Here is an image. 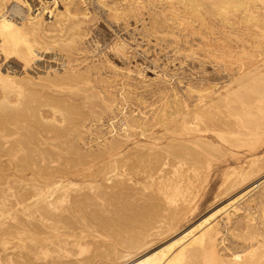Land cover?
<instances>
[{
	"label": "bare ground",
	"instance_id": "6f19581e",
	"mask_svg": "<svg viewBox=\"0 0 264 264\" xmlns=\"http://www.w3.org/2000/svg\"><path fill=\"white\" fill-rule=\"evenodd\" d=\"M91 1L101 5L107 33L115 35L112 47L123 59L108 60L110 73L85 45L88 36L100 43L86 25L99 20L90 0H0V176L28 183L12 207L0 206V264H264V179L257 191L237 194L263 173L264 153L243 169L225 168L216 198L227 202L181 233L194 209L183 193L207 175L165 166L168 159L196 160L212 150L236 154L239 126L250 115L239 112L238 103L250 93L264 101V89L250 82L264 83L257 62L232 68L235 84L213 76L180 88L183 81L176 85L174 75L147 76L128 61L134 47L120 33L133 20L156 40L167 34L222 40V29L243 31L244 21L264 18V0H216L222 15L228 8L242 14L220 26L210 24L198 0H182V9L160 0ZM255 38L264 61V34ZM206 46H214L204 49L214 64L231 68L229 47ZM147 160L161 163L155 182L134 175ZM183 175L192 187L165 184ZM132 193L149 195L150 204L121 208L118 198ZM83 212L94 223L74 227ZM172 234L166 245H156Z\"/></svg>",
	"mask_w": 264,
	"mask_h": 264
},
{
	"label": "rangeland",
	"instance_id": "374dc122",
	"mask_svg": "<svg viewBox=\"0 0 264 264\" xmlns=\"http://www.w3.org/2000/svg\"><path fill=\"white\" fill-rule=\"evenodd\" d=\"M176 1L178 2L176 3ZM198 1L200 3L202 2L201 10L203 13H206L205 16H209L208 19H210V21H208L210 22V24L214 22V24L216 23V25L220 26V23L218 21L223 19L228 25L230 22H233L234 20L236 21L237 15H242L240 14V12H233V8V10H230L231 8H228L230 12L228 13L227 11H225L227 12L225 13L227 15H222V13H224V8L221 9L222 11L220 9L216 10V8L219 7L216 4L219 0L217 2L216 0ZM212 1H215L214 6H212ZM160 2L162 4H178L176 6H179V8L181 7V9L183 8V5H179L182 0H160ZM89 6L93 13H95L99 17V20L98 22H96L95 20L90 19L86 22V25L90 30L92 37H94L93 34L98 35L100 43L97 46L94 42H92V38H89L88 36V39H85V45L86 47H88L87 51L88 54L91 55V58L95 60L99 59V62H103V68H105L108 73H110L109 71H113V64L111 63V61L115 64H121L120 60L123 61V59L116 53V50L112 47V44L114 42L113 37L115 38V35H110L107 33L109 31V25L104 19L105 16H100L102 8L101 5L100 7H98L94 2L90 0ZM98 12L100 14H98ZM231 12L234 14L231 15ZM258 17L259 19H257ZM258 17L255 19L252 18L251 20L244 21L243 31H236L229 27L226 29H222L221 31H224V33L227 35L222 40L218 39V34L209 33L208 37L204 39L200 37L201 35L197 34L194 36H188V41H186L184 39L185 37L181 35L167 34L166 36H164V39L156 40L152 36H147L143 31L139 29L140 23H138V29H135L136 23H134L133 20H131V25L128 27V30H124L120 33H125V36L130 37L132 45L134 47V49H131V51L127 54V60L131 61L132 63L136 61V63L140 64L144 69V74H146L147 76H155L152 71H158L159 73L166 75V77L168 78L174 75L176 85L178 84L177 82L179 80L183 81L182 84L178 85V87L180 88H182L181 86L185 85L187 81L191 79L203 82L213 76L219 77V82L220 84H222L226 81L229 82L231 79L233 80L232 76L235 74V72L232 68L236 69L244 62H257L254 65L257 66L256 69H254L255 73L258 72V75L264 74V61L261 60L262 54L259 53V47H257L256 43L254 42V40L256 39L255 37H257L258 35L263 36L264 34V18L263 16ZM260 17L263 19H261ZM116 25L117 24L115 23V26L113 27L117 28ZM245 26H247L253 32L254 38H251L245 33ZM226 30L227 32H225ZM201 38L206 42L204 41L205 43H202ZM216 41L223 42L226 49L229 47L228 50L231 56L228 66L231 67L230 69H226L225 66H222L220 63L214 64L215 61L213 60V58H211L212 54H210L209 52H205L206 50H208L206 48L210 49L214 47H207L206 45H209L212 42ZM183 44L184 46H181ZM225 44L227 45V47ZM203 45L205 48H202ZM203 51L205 52V54L208 53V55L206 54L203 57ZM206 56H209L210 58H207ZM152 59H157V63L159 64V66H155V63ZM164 70L168 71V75L165 74ZM236 82L237 81L235 80L232 81L233 84H235ZM250 82L255 83L254 85L258 86L259 88L264 89V83H259L258 80ZM250 82L247 83L249 84ZM245 90L246 88H243L242 91L245 92ZM238 105L239 112L244 109L245 111L249 112L250 115L246 118V121L239 126L240 132L242 134V140L240 142V146L237 148L238 151L235 155H233L230 151L224 152L221 150H212L208 153H203L196 160H167L168 163L165 166L170 168L171 170H181L180 172L190 173L194 172L195 168H199L206 172L207 175L199 182L198 186L196 187L191 186L193 184L192 180L188 181L189 179H191L189 175H183L181 177L175 176L173 177V180L169 181V183H165L169 187L175 188L182 183H187V185H190V187L193 188H190L189 191L186 190V192L183 193L184 197L191 199L192 205H194V209L185 217V219L183 220V225L178 233H181L184 230L193 227L213 210L217 209L227 202L228 199L226 197L219 196L216 198L219 187L222 184L223 171L225 170V168L235 164L239 168L243 169L253 158H257L260 154L264 153V112H260L261 110L264 111V101L260 100V96L254 93H250L247 94L238 103ZM135 107L138 108V106ZM253 119H257V122H253ZM258 123H260L261 126L260 124L258 126ZM12 129L13 127H10V130ZM22 157L23 153H19V161H21L20 159ZM80 161L84 162L85 160L84 158H82ZM159 165H161V163L155 165L154 163L150 162V160L141 162L138 164V166H136V173L134 175L142 177L147 181L153 179V182H155L156 179L159 178L158 174L154 171ZM121 168L122 166H120V169ZM154 173H156L157 175H153ZM263 179L264 171L263 173H260L258 175L254 174L251 182L243 184L239 188L237 194L241 196L243 193H246L249 189L248 187H252V190L250 191L251 193L257 191ZM25 186H28L27 182H15L12 180L9 181L7 179H4L3 176H0V206L12 207L15 200L20 196ZM210 193H212V196L208 197ZM247 196V194L242 196V200H244ZM118 200H120V202H118L119 206L123 209L135 207L136 205H149L151 201L149 195L143 193H132V195L123 196L121 198H118ZM93 220L94 219L92 216H89L83 212L82 215L78 217V220H75L73 222V225L74 227H83L85 225L94 223ZM123 229V226L119 228L120 231H122ZM175 236L176 234H172L156 245L164 246Z\"/></svg>",
	"mask_w": 264,
	"mask_h": 264
}]
</instances>
